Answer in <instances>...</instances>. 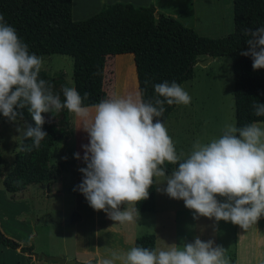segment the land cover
Masks as SVG:
<instances>
[{"label":"clouds","instance_id":"1","mask_svg":"<svg viewBox=\"0 0 264 264\" xmlns=\"http://www.w3.org/2000/svg\"><path fill=\"white\" fill-rule=\"evenodd\" d=\"M242 34L248 48L240 54L251 57L253 70L264 68V26L244 28ZM42 66V57L29 51L17 29L0 14V115L10 122L23 121L19 110L27 108L34 126L17 123L21 151L39 149L48 136L42 113L67 109L83 121L88 134V143L81 146L86 166L78 169L82 179L74 190L94 210L107 212L119 223L136 222V203L148 198L154 184L164 183L157 191L183 200L194 210V219L230 221L246 229L264 215V127L257 122L226 124L218 138L195 141L185 156L177 152L165 124L154 122L163 116L165 104H190L191 96L177 82L153 84L157 96L163 97L154 102L146 101L139 90L135 97L113 95L86 106L90 93L82 96L74 86L62 88V101L53 85L40 78ZM252 108L255 116H264V103L254 102ZM29 139L32 143L25 144ZM73 155L81 159L79 153ZM165 162L176 167L169 173ZM126 204L132 207L120 210ZM99 264H229V259L222 246L197 236L165 248L109 249Z\"/></svg>","mask_w":264,"mask_h":264},{"label":"trees","instance_id":"2","mask_svg":"<svg viewBox=\"0 0 264 264\" xmlns=\"http://www.w3.org/2000/svg\"><path fill=\"white\" fill-rule=\"evenodd\" d=\"M71 0H0V14L13 25L29 51L42 57L60 54L70 57L72 63L71 86L83 96L90 93L86 106L109 98L103 89L106 58L116 54L131 53L133 56L138 91L143 90L144 99L158 97L153 84L165 80L178 84L193 76V65L206 56H226L231 62L232 99L234 125L242 127L255 121H264V116H255L254 102L264 103V68L253 70L246 51V37L242 29L264 26V0H232V31L222 37H207L182 25L176 18L158 13L153 5L133 6L127 2L103 4L98 12L78 21L70 17ZM116 65L122 74L127 72L131 62L126 57L115 56ZM40 78L49 81L53 87L63 81L40 71ZM148 81L146 84L145 82ZM61 100H64L62 95ZM175 104H165L162 117L154 118L165 122ZM23 121L34 126L27 108L21 109ZM0 118L7 119L0 115ZM48 136L39 149L18 150L14 153V166L2 179L5 191L17 192L28 184L49 182L58 170L49 164V149L65 144L72 134V128L65 125L55 127L44 123ZM30 145L32 141L24 142ZM3 160L0 157V176ZM169 171L176 167L165 162ZM153 186L149 196L138 201L135 207L145 210L150 207ZM264 221V215L260 217ZM72 222V221H70ZM0 243L20 252L31 253L32 246H24L6 237L0 231ZM134 246L154 248V239L143 234L134 239Z\"/></svg>","mask_w":264,"mask_h":264},{"label":"rangeland","instance_id":"3","mask_svg":"<svg viewBox=\"0 0 264 264\" xmlns=\"http://www.w3.org/2000/svg\"><path fill=\"white\" fill-rule=\"evenodd\" d=\"M193 4V14L186 16L185 22L181 23L178 20L182 25L207 37H222L232 31V0H195ZM187 11L191 10L187 8ZM107 58L104 74L106 78H110L108 72L112 71L109 68L112 57ZM42 59L41 70L50 77L60 78L65 86L70 87L72 74L70 57L51 54L42 56ZM180 85L191 96V102L187 106L175 104L165 123L171 126L169 129L172 133L169 136L177 152H183L187 156L195 141L207 143L221 135L224 125H234L231 62L228 57L220 56L203 67L196 65L193 67L192 78ZM53 91L62 98L61 84H56ZM42 115L45 117V123L55 127L65 125L66 129L72 128L71 112L67 109L58 114L53 112ZM23 122H10L8 119L0 118V157L3 160L0 176V227L17 239L28 240L29 245L53 249L62 243L71 247L70 228L67 224L66 226L62 224L63 220L65 222L68 220L71 212L70 196L64 193L65 197L61 199L58 194L51 191L52 183L61 184L63 190L70 185L72 159L67 141L65 144L57 143L49 149L48 162L58 170L53 180L28 184L14 192V196L23 197L20 199L11 198V193L3 188L1 181L12 170L14 153L20 145L17 138L19 133L16 131L17 123ZM158 187L162 189L165 184L156 185L154 215L151 214L152 211L139 213L141 225L139 231L152 232L157 237V248H165L171 244L182 245L192 242L197 236L202 241L213 240L214 246L223 241L219 239H223L222 236L218 237V223H215L214 218H205V222L203 216L194 219V210L186 208L183 200L170 198L163 191H157ZM220 199L223 200L222 197ZM125 207L130 208L132 205H123V208ZM30 225L34 227L33 236L29 235ZM14 241L21 245L25 244Z\"/></svg>","mask_w":264,"mask_h":264},{"label":"crops","instance_id":"4","mask_svg":"<svg viewBox=\"0 0 264 264\" xmlns=\"http://www.w3.org/2000/svg\"><path fill=\"white\" fill-rule=\"evenodd\" d=\"M114 2H127L133 6H147L151 4L156 12L172 16L182 23L186 21L184 19L186 16L193 14V3H195V0H71L70 17L73 21L85 19L98 12L103 4H111ZM187 8L191 11L188 12ZM118 55L120 57H126V60L128 58L131 62L128 71L123 74L121 68L116 65L115 56ZM111 57L109 68H111L112 71L111 73L108 72L110 78H106L104 74L102 84L104 91L108 97L113 95H131L135 97L138 87L132 54L123 53ZM215 58L216 57L212 58L210 61H213ZM196 65L200 67L205 66L195 63L193 67ZM71 117L72 134L67 139V144L71 149L72 159L70 185L63 190L61 184H51V191L58 194L59 198L62 199L63 196L65 197V195H63L64 193L70 196L71 212L68 220H66V222L63 220L62 224L63 226L67 224L70 228L72 239L71 247H67L62 243L53 249L31 245V253H23L20 252L18 248H10L0 243V264H46L44 260L32 256V253L38 252L45 255H56L60 253L66 259H74L77 262L93 261L95 264H99L101 258L107 254L109 249L126 252L134 246V239L143 234L152 235L154 239V248H157V237L152 232H146L145 230L139 231V226H141L139 222L140 219L131 223H119L114 221L107 212L94 210L88 204L84 195L74 190V187L78 185L82 179V173H80L78 169L86 166L82 160L84 150L81 146L88 143V134L83 129V121L73 113H71ZM255 122L261 127H264V121ZM164 124L170 135L172 131L169 127L171 126H168L165 122ZM74 153H79L81 159L74 158ZM54 186H56L55 189ZM14 195L15 193H11L10 197L23 198ZM218 198L220 199V197ZM45 199H47V197H45ZM155 205L156 185L154 184L153 198L150 207L145 210H138V212L143 213L152 211L151 214L154 215L155 212L153 211L156 209ZM120 210H124L123 205H121ZM151 214H149L150 217ZM205 218L207 217H203V222H205ZM215 223H218V237H223V239L219 238L223 241L218 242V245L225 249V256L229 259V264H264V221L261 218H258L255 223L249 225L246 229L230 221L226 222L220 220L215 221ZM33 228L34 227L30 225L29 235H34ZM0 229L6 236L29 245L28 240L22 241L3 230L1 227ZM49 264L57 263L50 262Z\"/></svg>","mask_w":264,"mask_h":264},{"label":"water","instance_id":"5","mask_svg":"<svg viewBox=\"0 0 264 264\" xmlns=\"http://www.w3.org/2000/svg\"><path fill=\"white\" fill-rule=\"evenodd\" d=\"M212 59L211 56H206L202 59H198L196 63L200 65H205ZM32 256L38 259H42L46 262V264H49L50 262H55L57 264H95V262H77L74 259H66L62 254H56V255H45L41 252L38 253H32Z\"/></svg>","mask_w":264,"mask_h":264}]
</instances>
